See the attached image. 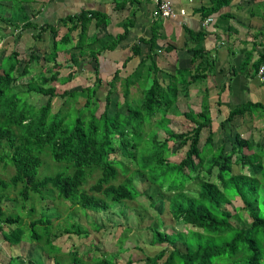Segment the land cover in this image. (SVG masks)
Here are the masks:
<instances>
[{
    "label": "trees",
    "instance_id": "obj_1",
    "mask_svg": "<svg viewBox=\"0 0 264 264\" xmlns=\"http://www.w3.org/2000/svg\"><path fill=\"white\" fill-rule=\"evenodd\" d=\"M11 1L3 0L0 4L10 7ZM229 1L214 0L212 8L202 7L201 11L206 16ZM91 15L81 12L59 19L55 24L36 26L22 14L19 19L10 18L11 21L5 23L9 27L19 22L25 23V27L34 25L37 35L49 30L53 36L57 35L59 26L70 23V27L60 41L55 38L51 41L46 52L39 54L31 50L27 58L20 59L12 50L0 58V150H4L0 162L14 169L8 179L0 176V227L5 224L10 227L3 231V239L9 244L25 243L29 232L27 237L31 240L55 248L52 238L56 234L49 215L41 213L24 226L20 214H5L1 201L11 187H19L18 194L23 201L29 200L31 193L44 200L56 192L58 198L68 200L71 206L83 211L108 209L146 193L135 186V175H140L149 182L152 195L155 190L160 195L161 190L168 193V210L183 229L174 230L173 238L171 234L153 229L151 243L161 246L153 256L138 258L136 264L141 261L142 264H264V138L260 140L261 131L258 137L254 136L256 134L248 137L234 130L235 118L258 113L264 116V105L251 101L238 104L220 123V133L213 129L214 120L206 97L198 112L191 108L178 109V98L188 97L189 85L202 80L214 65V59L199 47L192 50L194 70L178 68L166 79L158 77L159 68L151 52L127 76L120 78L116 73L105 81L107 89L103 98L100 94L105 82L95 66L93 82L60 92L61 106L53 111L51 100L58 94L55 83H67L74 76L73 71L61 75L59 68L63 65L56 61L57 53L80 49L78 55L70 54L68 66L73 68L82 61L79 56L84 41L67 40L72 38L76 27L81 28L80 36L86 32ZM0 27L4 28L2 24ZM154 35L157 32L151 37V43H154ZM122 37L106 42L90 56L95 60L96 52L114 47ZM95 42L96 39L87 43ZM132 51L137 54L140 48L134 45ZM263 57L261 54L255 63L256 72ZM41 60L53 65H47L45 72L33 77L30 67ZM24 76L30 77L23 89H17L16 83ZM116 81H120L124 100L122 104L116 102L115 110L110 113ZM140 81L145 95L138 105L130 102L129 96L131 86L136 85L141 90ZM23 92L28 93L25 98ZM30 93L46 96L45 102L37 106L29 101ZM79 98H83V103L77 106ZM100 101L103 106L99 112ZM171 114L184 116L194 125L188 130L176 131L170 127L174 122ZM176 143L179 148H185L179 161L169 159L176 152L173 149ZM46 156L65 166L53 174L38 175ZM129 164L134 167L131 171ZM93 173L96 174L94 182L87 187ZM119 173L125 174V178L116 182ZM193 180L199 181L195 194L185 189ZM235 197L240 204L231 211L226 204ZM34 211L32 205L29 216ZM71 216L69 213L65 219L66 232L87 236L88 230ZM54 250L59 251V248ZM118 253L93 251L85 261L71 249L68 264H117ZM133 261L129 257L124 264H133ZM20 262L23 263L22 258ZM54 263L59 264L56 260ZM28 264L36 263L29 260Z\"/></svg>",
    "mask_w": 264,
    "mask_h": 264
},
{
    "label": "crops",
    "instance_id": "obj_2",
    "mask_svg": "<svg viewBox=\"0 0 264 264\" xmlns=\"http://www.w3.org/2000/svg\"><path fill=\"white\" fill-rule=\"evenodd\" d=\"M158 1L161 0H29L24 4L29 14L28 20L37 26L55 24L59 19L81 12H88L89 15L92 13L86 32L80 36L81 28L76 27L72 31V38L67 40L73 43L84 41L82 55L79 56L82 61L70 70L79 80L84 79L83 86L94 80L95 66L103 81L110 80L116 73L122 78L131 73L139 61L151 52L161 79H166L178 68L194 70L195 63H191L192 50L202 47L214 59V65L205 72L206 76L202 80L189 85L191 94L188 97L178 98V109L179 102L183 101L187 106L188 99H192L190 105L195 102V106L199 105L197 110H200L202 100L206 97L211 118L216 119L213 121L214 130L220 133V123L228 111L238 104L251 101L264 105V81L255 71V63L264 53V0H230L206 16L201 8H212L214 0H170L176 16L168 18L158 15ZM181 9H184V14L180 13ZM207 17L213 19L205 24ZM69 27L70 23L59 26L56 36L49 30L37 35L35 26L25 27V23L19 22L13 27L14 35L0 33V38L3 37L2 41L44 42L53 41L54 38L60 41ZM1 31L9 33L10 29L0 27ZM155 32L157 35H154V43H151ZM122 35L114 47L96 52L95 60L90 56L107 43L104 42L97 49H90L87 42L103 39L111 43L118 41ZM134 45L140 48L137 54L132 51ZM171 46L174 48L171 49ZM68 50L58 52V55L63 53V58H68L66 65L70 63L72 52L76 55L80 53V49ZM116 82L120 86V81ZM248 118L251 124L246 122L245 129L241 130L243 127L239 123L243 119L239 123L235 121L234 130L248 137L255 133L258 135L261 131L260 134L264 136V126L261 128L255 125L258 120L256 118L263 119L264 116L258 113L248 115ZM9 228L7 225L0 227V240L3 239V231ZM5 243L3 239L2 244ZM9 256L8 264H11L10 260L18 255Z\"/></svg>",
    "mask_w": 264,
    "mask_h": 264
},
{
    "label": "rangeland",
    "instance_id": "obj_3",
    "mask_svg": "<svg viewBox=\"0 0 264 264\" xmlns=\"http://www.w3.org/2000/svg\"><path fill=\"white\" fill-rule=\"evenodd\" d=\"M3 0H0L2 2ZM22 1V2H21ZM29 0H13L11 1V6L6 7L5 5L0 4V21L5 20V22H0L5 29H10L9 33L1 31V35L10 36L13 33V23L11 26H6V22H10V18L19 19L22 14H25L27 17L29 16L26 11L25 4ZM21 2V3H19ZM28 15H27V14ZM36 25V24H34ZM33 25V26H34ZM37 26V25H36ZM3 38V37H1ZM0 38V58L2 56L8 55L12 50H15L19 54V58H27L28 54L31 50L38 51L40 54L42 51H48L49 45L51 41H2ZM108 41L97 40L95 43L88 44V48L97 49L103 43ZM87 48V49H88ZM68 50V49H67ZM69 51V50H68ZM82 51V50H81ZM68 53V52H67ZM59 56V58H58ZM24 58V59H25ZM56 61L63 65L60 66L59 71L62 76L66 75L71 68L66 65L68 62V58H63V53L58 55ZM53 65V62H45L41 60V63H32L31 65V74L33 77H36L39 72H45L47 65ZM30 76L21 77L16 83L17 89H23V85L27 82ZM73 76L67 83H59L56 82V91L57 95L52 98L51 105L53 111H56L58 107L61 106L62 98L59 93L63 92L65 89H78L82 87L84 79H80L78 77ZM93 82V81H92ZM105 82V81H104ZM86 85V84H84ZM141 90L136 86H131L130 102H135L140 105L144 99L145 92H143L144 86H142V81L139 82ZM107 89L106 82L104 86L101 87V98L104 97V91ZM24 98L28 95V93L23 92ZM22 94V95H23ZM29 101H33L37 106L41 103H44L46 100V96H40L34 93H30ZM123 96L121 93V87L119 86V82H116V92L113 93V102L110 106V113L116 108V102L123 103ZM99 112L102 110L103 101H100ZM189 104L187 106L184 105L183 101L179 102V109L181 111H187L190 108L195 109V112H198L199 105L195 106V102L190 105L192 99H188ZM83 103V98H79L77 102V106H80ZM123 107V105H122ZM158 116V115H157ZM173 123L170 125L174 130H188L194 124L187 120L184 116L173 115ZM245 116H241L239 119L235 118V121L239 123L241 130L245 129V123L248 122L251 124V119ZM258 120L255 121L256 126H264V118H256ZM216 121V119H214ZM242 123V124H241ZM254 125V126H255ZM154 129V128H153ZM214 129V128H213ZM221 131V130H220ZM256 134V133H255ZM160 135L163 136V131H160ZM259 135V134H258ZM258 135H254L258 137ZM246 136V135H243ZM253 137V136H252ZM255 137V139H256ZM264 138L262 136L260 140ZM161 139V138H160ZM177 141L178 138H175ZM204 137L202 138V141ZM216 140H218L216 138ZM219 143V142H218ZM176 150L174 155H171L169 158L173 161H179L183 156V150L185 148H179L176 143L173 147ZM4 150H0V154L3 153ZM43 164L38 168V175L45 174H53L56 171H59L65 166L64 163H59L52 161L48 156L44 157ZM129 170H133V166L131 164L128 165ZM233 171L236 172L237 169L234 166ZM247 171V170H246ZM14 172V169L11 165H6L4 167V163L0 162V176L4 179H8ZM252 172L251 174H253ZM96 174L93 173V176L89 177L88 183L86 186L90 185L94 182ZM125 178V174L119 173L116 182L122 181ZM136 180L135 186L141 192L146 190V193L140 194L137 198L131 201H124L114 204L112 207L108 209H97V210H86L83 211L79 207L71 206V203L68 200H64L62 198H58L56 192L53 193V197L46 198L44 200H40L38 198V194L31 193L30 198L27 201H23L18 194L19 187H11L6 190L4 193V198L1 201V205L5 214L8 213H18L21 215L23 220V225H27V222L34 218L38 217L39 214L45 213L52 218V231L55 232V237H53V243L55 248L58 247L59 251L54 250L55 248H50L44 242H36L31 240L27 236L29 232L26 233L25 243L19 245H11L8 242L3 243V239L0 240V264H8L9 262V254L18 255L14 256L10 261L11 264H28L29 260L35 261L36 264H55L56 260L59 264H68L70 260V250L74 249L77 251L78 257H83L86 261L88 255H91L93 251L99 253H110V252H120L117 254L116 263L124 264L127 258H131L133 264H136V260L138 258L144 257L145 255L153 256L161 245L152 244V232L153 229H157L162 233L171 234L172 238L176 236L174 230L183 229V225L179 222H176L172 217L171 213L168 210V200L167 195L163 190H159L162 195H160L157 190L153 191L148 188L149 182L140 175H135ZM198 180L190 181V184H187L186 190L188 193L195 194L198 187ZM150 195L152 197L150 198ZM240 204V200L238 197L232 199L231 203L226 204V207L233 210L234 206ZM24 205V208L22 207ZM34 206L35 211L31 216H29L28 211L31 206ZM72 213L71 218L78 221L83 227L88 230V235H77L75 233H67L65 230V219L68 217V214ZM69 218V220H72ZM94 223L99 226V229L94 227ZM70 223V222H67ZM6 225V224H5ZM23 225H21L23 227ZM153 226V227H151ZM9 227V226H8ZM163 246V244H162ZM23 259V263L20 262V258ZM106 257H112V254H106ZM114 259V260H115ZM221 263V262H220ZM227 263V261H226ZM264 263V261H263ZM70 264V263H69ZM137 264H142L138 262ZM227 264H235L234 262H228ZM239 264V263H237Z\"/></svg>",
    "mask_w": 264,
    "mask_h": 264
},
{
    "label": "built area",
    "instance_id": "obj_4",
    "mask_svg": "<svg viewBox=\"0 0 264 264\" xmlns=\"http://www.w3.org/2000/svg\"><path fill=\"white\" fill-rule=\"evenodd\" d=\"M157 11L158 15L163 18L168 17H175L176 12L173 9L172 3L170 0H161L157 2ZM184 9L180 10V13L184 14ZM212 17H207L204 21L205 24H207L209 21H212ZM264 54V53H263ZM256 74L259 76V78L263 81L264 80V57L262 59V62L259 64Z\"/></svg>",
    "mask_w": 264,
    "mask_h": 264
}]
</instances>
